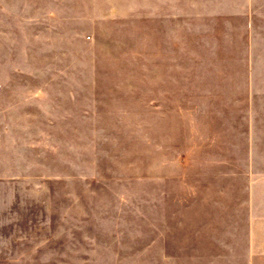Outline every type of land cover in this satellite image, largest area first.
<instances>
[{"label":"rangeland","instance_id":"1","mask_svg":"<svg viewBox=\"0 0 264 264\" xmlns=\"http://www.w3.org/2000/svg\"><path fill=\"white\" fill-rule=\"evenodd\" d=\"M7 87L10 264H169L153 243L152 0H0Z\"/></svg>","mask_w":264,"mask_h":264},{"label":"crops","instance_id":"2","mask_svg":"<svg viewBox=\"0 0 264 264\" xmlns=\"http://www.w3.org/2000/svg\"><path fill=\"white\" fill-rule=\"evenodd\" d=\"M5 93L0 264L15 260L17 216ZM152 108L158 254L169 264H264V0H152Z\"/></svg>","mask_w":264,"mask_h":264}]
</instances>
